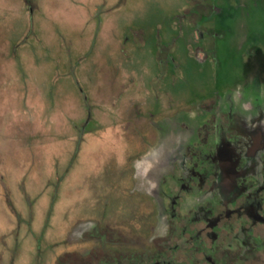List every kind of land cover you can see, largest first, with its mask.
Listing matches in <instances>:
<instances>
[{
    "label": "rangeland",
    "instance_id": "374dc122",
    "mask_svg": "<svg viewBox=\"0 0 264 264\" xmlns=\"http://www.w3.org/2000/svg\"><path fill=\"white\" fill-rule=\"evenodd\" d=\"M218 104L264 110V0H0V264L144 239L140 162Z\"/></svg>",
    "mask_w": 264,
    "mask_h": 264
},
{
    "label": "flooded vegetation",
    "instance_id": "af4514ba",
    "mask_svg": "<svg viewBox=\"0 0 264 264\" xmlns=\"http://www.w3.org/2000/svg\"><path fill=\"white\" fill-rule=\"evenodd\" d=\"M220 104L195 141L179 123L151 146L138 166L151 196L144 239L108 238L104 264H264V110Z\"/></svg>",
    "mask_w": 264,
    "mask_h": 264
}]
</instances>
